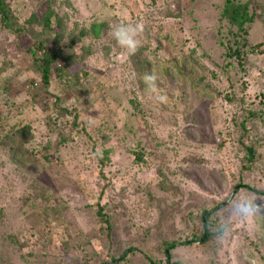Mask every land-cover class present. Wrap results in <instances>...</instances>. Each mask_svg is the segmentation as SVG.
<instances>
[{"label":"rangeland","instance_id":"obj_1","mask_svg":"<svg viewBox=\"0 0 264 264\" xmlns=\"http://www.w3.org/2000/svg\"><path fill=\"white\" fill-rule=\"evenodd\" d=\"M37 1L11 3L25 21ZM258 1L264 7V0ZM224 2L60 0L66 42L82 37V30L87 34L74 46L75 54L84 56L78 67L89 74L85 85L90 90L79 100L62 78H54L47 89L31 59L0 27V67L15 65L6 72L8 85L0 86V117L9 127L32 126L35 138L28 148L38 151L35 165H15L2 152L0 134V264H97L106 252L112 256L88 208L99 196L113 221L116 256L129 247L141 252L131 264H147L143 253L167 264L166 245L204 232L203 220L209 216L213 238L205 245L176 248L174 261L259 264L257 250L264 256V196L254 191H264V162L247 169L244 146L264 138L261 122L251 119L252 113L264 112V55L250 59L246 74L237 66L221 69L219 43L228 33L220 19ZM121 23L143 25L140 48L151 45L158 28L172 31L183 51H192L198 60L212 93L195 91L190 79L165 74L160 61H151V53L131 55L121 48L111 34V26ZM249 32L251 44L264 45V10ZM30 42L28 38L22 46ZM162 45V58L174 56L173 47ZM149 72L158 77L157 93L145 89L143 75ZM157 95L167 101L161 103ZM57 98L78 111L87 133L74 138L72 128L61 127L60 137L52 134L47 121ZM138 101L143 114L134 110ZM103 118L117 128L109 143L99 136ZM139 152L143 162L136 159ZM41 185L57 193L43 206L64 211L63 221L49 222L53 234L32 226L31 202H24ZM9 233L28 246L14 248L6 238Z\"/></svg>","mask_w":264,"mask_h":264},{"label":"trees","instance_id":"obj_2","mask_svg":"<svg viewBox=\"0 0 264 264\" xmlns=\"http://www.w3.org/2000/svg\"><path fill=\"white\" fill-rule=\"evenodd\" d=\"M59 4L60 0H38L36 5L33 6L30 16L25 21H22L13 9L11 0H0V27L6 32V35L8 34L13 38L14 42L20 48H18L20 52L31 59L34 71L40 75V79L47 89L52 85L51 81L54 78H62V81L73 89V95L79 100L90 90L85 85L89 74L83 68L78 67V63L84 59V56L79 57L75 54L74 46L81 41L82 37L87 36V34L86 31L82 30L80 32L82 37L76 36L74 41L70 43L66 42L64 39V27L67 24V20L60 16L58 11ZM262 10H264V7L258 0H247L246 2L225 0L220 13V19L227 24L228 33L220 38L219 43V63L222 64L221 69L237 66L240 73L246 74L247 64L250 59L264 55L260 54L264 46L263 43L253 45L249 40V30L260 18ZM93 31L95 33L98 32L95 27H93ZM28 38L31 42L27 48H24L22 43L28 40ZM154 39V41L151 40V45L147 44L144 48H140L139 54L148 55V53H151V57L155 56L151 61L155 60V64H158L160 61L164 65V73L167 75L172 77L176 76L182 81L192 80L191 87L195 88V91H200L201 89L202 92H211L210 88L204 84L202 77L204 73L201 65L197 63L198 60L192 58V51L191 53L183 51L182 43L176 39L172 31L164 27L158 28L155 32ZM163 43L164 46L173 47L172 52L174 51V56L170 55L169 58L166 57L167 59L161 57L160 52L161 50L164 51ZM140 61L143 64L147 63L144 57ZM219 63L217 67H219ZM12 68L15 69V65H12V63L8 67H0L1 88L2 86L8 85L7 82L9 80L5 76L6 72ZM29 86H33V83H30ZM60 101V98H57L56 102L50 108L53 114L48 118L47 124L51 127L52 134L60 137L59 130L61 127L72 128L71 132L75 135L74 138H77L76 136L79 134H84L87 130L80 123V120L78 121V111L64 107ZM227 101L231 102L232 99L227 97ZM134 104L135 112L137 114H143L144 111L140 102H134ZM251 119L258 120L261 122L262 127H264V112L252 113ZM0 121H2L0 123L1 142H3L2 152L8 155L15 165H35L38 161V151L28 148L35 138L34 128L29 124L9 127L7 126V122L1 117ZM98 129L100 131L99 136L103 139L104 143H109L117 133V128L112 126L105 118L100 120ZM244 130L246 131V127ZM257 142L260 143L257 144ZM47 147H50V145ZM244 147L245 151H247L245 158L248 163L247 169L253 170L258 163L264 162V154L261 153V150L264 148V138H259L253 145ZM136 159L139 162H143V153L139 152L136 154ZM42 186L38 187L37 192L34 194L28 193L24 198V202H31L29 209L32 210V214L29 216V219L32 226L41 229L44 234L46 231L49 234H53L54 229L49 222H51L52 218L63 221L62 214L64 211L62 208L52 211L49 208V204L43 206L44 200L46 203L54 201L57 193L55 191L52 193L48 188ZM254 192L257 195L264 196V191ZM32 201L34 202L32 203ZM88 208L94 211L98 223L97 230L105 236L106 242L104 246L112 253V256H110V252H106L103 259L97 264H131L134 260L138 261L136 258L141 252H139V248L137 247L119 250L120 255L118 257L116 256L115 250H118V246L116 245L113 221L106 211V206L102 204V197L99 196L96 202L88 205ZM207 213L209 212L204 211L205 215ZM210 217L206 218L204 232L190 240L171 242L166 245L164 254L167 264H181L173 260V252L176 248L189 247L194 243L205 245L213 238L214 233L211 231L212 222H210ZM3 219L4 215L0 214V224L3 222ZM6 238L10 240L14 248L23 249L26 245L28 246L26 243H21L18 238L12 236L10 233L7 234ZM65 247L69 249L68 244H65ZM257 251L260 257L259 264H264L263 254L259 249ZM143 254V261L145 263L157 264L152 254Z\"/></svg>","mask_w":264,"mask_h":264},{"label":"clouds","instance_id":"obj_3","mask_svg":"<svg viewBox=\"0 0 264 264\" xmlns=\"http://www.w3.org/2000/svg\"><path fill=\"white\" fill-rule=\"evenodd\" d=\"M143 32V25L140 23L130 24V23H121L111 26V34L116 40L117 44L127 50L131 55L136 54L141 46L140 36ZM157 75L155 72L145 73L143 81L145 84L146 91L150 93H157ZM161 103L167 101L165 95H157L156 97Z\"/></svg>","mask_w":264,"mask_h":264},{"label":"water","instance_id":"obj_4","mask_svg":"<svg viewBox=\"0 0 264 264\" xmlns=\"http://www.w3.org/2000/svg\"><path fill=\"white\" fill-rule=\"evenodd\" d=\"M203 222H205V218H204Z\"/></svg>","mask_w":264,"mask_h":264}]
</instances>
